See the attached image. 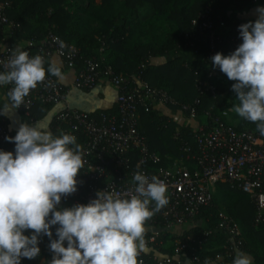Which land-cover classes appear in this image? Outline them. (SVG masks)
Listing matches in <instances>:
<instances>
[{"label":"built area","instance_id":"1","mask_svg":"<svg viewBox=\"0 0 264 264\" xmlns=\"http://www.w3.org/2000/svg\"><path fill=\"white\" fill-rule=\"evenodd\" d=\"M252 3H258V0ZM217 17L215 21L212 9L205 7L191 21V30L181 35L176 48L182 50L193 47L198 52L205 46L207 54L202 61L219 68L213 65L212 57L218 52L227 56L235 51L242 43L239 28L242 24L234 23L227 47L221 49L222 31L227 29L228 23L221 15ZM19 28L20 23L8 17L6 4H0V49H3L0 50V72L5 71L4 64L14 48L9 38ZM101 44L98 57L84 60L82 68L76 73L74 84L86 90L93 88L99 80L109 82L117 90L116 114L102 112L95 117L68 106L65 89L51 74L25 97L26 107L21 105L17 109L32 122V110L36 104H64L53 116V128L59 135L63 132L77 138V143L82 146L85 164L77 177V191L61 199L71 201L72 206L87 204L96 198L98 191L130 198L135 194L136 182L133 177L136 173L145 174L149 178L155 175L167 185L169 203L147 222L146 226L154 229L149 235V241L153 242L159 230H163L175 235L176 242L172 257L140 256L143 264H180L174 257L187 256L186 248L192 251L190 264H204L196 255L195 246H199L215 232L225 236L226 255L230 264H233L236 253L242 251L244 245L241 228L234 218L222 215L213 229H205L197 236L183 237V231L199 226L197 216L202 209L212 205L218 184H225L232 190L246 194L254 206L253 225L264 224V142L261 135L251 129L238 130L223 120L221 116L228 117L231 109L223 110L220 115L205 111L206 119L193 131L196 149L191 152L188 141L176 129L174 138L179 140L180 150L186 154V159L166 156L163 158L169 162L162 166L163 158L150 149L148 139L138 130L140 112H150L157 106H168L177 107L190 118H195L201 97L206 94L216 97V86L208 80L213 75L212 71L206 74V78H195L194 87L198 96L192 102H181L166 90L150 85L140 74L116 72L107 64L103 54L104 42ZM30 46L34 49L23 50L30 57L41 55L45 64L48 58L56 54L71 68L79 55L76 46L62 41L51 30L39 43ZM13 86L3 85V94L7 99V93ZM9 136L6 118L0 115V150L9 151L6 144L14 143L5 139ZM133 151L136 152L135 161L131 155ZM161 224L163 226L160 228L156 227ZM178 228L185 229L175 233ZM24 234L31 235V230H26ZM55 239H58L57 235ZM38 246H43L42 239H39ZM25 259L21 258L20 264H27Z\"/></svg>","mask_w":264,"mask_h":264},{"label":"clouds","instance_id":"2","mask_svg":"<svg viewBox=\"0 0 264 264\" xmlns=\"http://www.w3.org/2000/svg\"><path fill=\"white\" fill-rule=\"evenodd\" d=\"M256 11L254 22L239 26L242 43L227 56L216 53L212 62L235 82L232 89L239 103L232 110L255 123L264 136V7ZM4 69L0 86H14L7 93L10 103L0 107V115L26 107L25 97L48 74L64 76L55 61L46 69L41 55L30 57L17 46ZM5 139L15 143V153L0 150V264L38 257L42 234L50 238V264H143L139 257L146 251L147 222L169 203L163 180L136 173L135 194L130 198L98 191L87 204L58 209L62 197L77 191V177L84 168L77 138L63 132L54 136L23 123L14 137ZM55 225L58 239H51ZM26 230L32 234L25 235ZM221 259L217 255L216 260ZM204 264L213 262L206 258ZM233 264H253V260L237 252Z\"/></svg>","mask_w":264,"mask_h":264},{"label":"trees","instance_id":"3","mask_svg":"<svg viewBox=\"0 0 264 264\" xmlns=\"http://www.w3.org/2000/svg\"><path fill=\"white\" fill-rule=\"evenodd\" d=\"M252 1L100 0L98 3L95 0H86L84 4L79 0H0V4H6L8 17L20 23L19 30L9 38L12 45L17 41L39 43L51 30L62 41L73 44L79 49V55L71 67L75 69V73L82 68L84 60L89 57H98L99 48L104 42L103 54L106 62L116 72L129 75L140 74L150 85L166 90L179 101L192 102L198 96L194 87L195 78H206V74L212 71L213 75L208 80L216 86V97L212 98L207 94L201 97V103L197 107L198 115L194 118L197 120L195 124L197 126L206 119L205 111L220 115L226 107L232 108L239 103L236 100L237 94L232 89V84L235 82L229 80L220 68H214L202 61L207 54L205 46L195 52L193 47L181 50L176 48V44L181 41L182 34L191 30V21L198 13L205 7H209L212 9V18L215 21L217 16L221 15L228 23L227 29L222 31L221 49H225L235 22L241 24L254 22V20H234L227 15V10L231 7H248ZM258 3L264 6V0H258ZM30 48L34 49L30 45L24 46L23 49ZM153 58H164L165 62L155 63L152 62ZM48 60L45 64L46 69ZM0 107H2L1 104ZM48 107L49 105L36 104L32 110L34 120L43 117ZM162 108H168L171 111L169 115L171 117L164 115L159 107L150 112L141 111L138 130L148 139L150 149L162 158L167 156L171 159L185 160L186 154L180 150L179 140L174 138V133L178 129L193 152L196 146L192 136L196 127L186 122L179 124L177 120H174L175 113L187 116L179 108L168 106H162ZM102 112L116 114V99L114 107L110 110L89 114L98 117V114ZM229 114L236 124H233L228 117L221 116L228 124L238 130L251 129L259 133L255 123L243 119L234 111ZM261 137L264 142V136L261 135ZM6 148L15 153V143L6 144ZM131 155L135 161L136 152L133 151ZM168 162L169 160L163 158L161 164L165 166ZM216 190L232 200V213L238 219L234 218L239 223L244 238L242 251L253 257V264H264V224L253 225V204L246 194L232 190L225 184H218ZM215 198L213 194L212 205L201 210L197 216V222L213 210L216 205ZM66 201L72 205L71 201ZM215 223L211 222L208 226L199 224L195 228L184 230L183 237L200 235L205 229H213ZM161 226L163 224L156 225L159 228ZM57 227V225L52 226L51 239H55ZM38 239L43 240L40 255L34 259L26 258L27 264H35L38 260L48 263L53 258L49 248L50 238L42 234ZM145 240L148 247L159 251L164 256L174 255L176 236L172 233L159 230L153 242L149 241V234L146 233ZM195 248L196 255L203 262L207 258L210 261H217L215 264H230V259L226 255L225 236L221 232L212 233ZM185 252L188 257L192 254L189 248H186ZM217 255L222 259L216 260ZM140 256L152 257L144 252Z\"/></svg>","mask_w":264,"mask_h":264},{"label":"crops","instance_id":"4","mask_svg":"<svg viewBox=\"0 0 264 264\" xmlns=\"http://www.w3.org/2000/svg\"><path fill=\"white\" fill-rule=\"evenodd\" d=\"M258 7H264V6L260 3H252L250 6L245 7V8L231 7L230 9L227 10L226 13L227 15H230L234 20H242V19L243 20H256L258 18V13L256 11ZM34 43L35 42L17 41L13 45L14 47L17 46L21 50H23L24 46L28 44L31 45ZM51 61H55L59 66H61L62 72L64 73L63 78L56 77V79L65 89V93H66L65 100L68 106L77 108L79 110H82L88 113H95V114H97L98 112L102 110H110L112 107H114L115 99H116V89L109 82H107L106 80H101L95 87L89 90L80 89L76 87L74 84V78L77 73V72L75 73V69L68 68L65 65L63 58L59 55L53 54L48 60V63ZM152 62L164 63L165 59L164 58H153ZM6 102L10 103V100H8L4 96L3 86H0L1 106H3V104ZM63 106H64L63 103L49 105L45 115L41 118H37L33 120L32 122L28 121L17 109L14 111L8 112L4 116L6 118L9 135L11 137H14L20 125L23 123H27L29 125H36L40 127L41 129L49 130L53 133L54 136H59L58 132L53 128L52 122H53L54 114L58 112L60 109H62ZM158 107L159 109H161L160 111L164 115L166 116L170 115L171 111L168 108L166 109V108H162V106H157V108ZM226 109H231L228 112V115H230L229 113H232L233 111L231 107H226ZM173 116H174V120H177L179 124H183L184 122H186V123H189L190 125L194 124L195 126V124L197 123L196 119L190 118V117L188 118L187 116H184L180 113H175ZM69 207H73V206L69 202L63 199H61L60 204L57 205L58 209H64V208H69ZM146 229H147L146 233H148L149 235L151 234V232L154 231L153 228H150L148 226H146ZM184 229L185 228H178L175 230V233H180ZM144 253L151 255L153 257L164 256L159 251L151 247H148L147 245H146V251ZM240 253H244L252 257L251 255L243 251H240ZM174 259H176L180 264H187L190 261L189 257L185 255L175 256ZM252 260L254 261L253 257H252ZM212 262L213 264H215L217 261L213 260ZM35 264H50V262L46 263L43 260H38L36 261Z\"/></svg>","mask_w":264,"mask_h":264},{"label":"rangeland","instance_id":"5","mask_svg":"<svg viewBox=\"0 0 264 264\" xmlns=\"http://www.w3.org/2000/svg\"><path fill=\"white\" fill-rule=\"evenodd\" d=\"M79 1H82L84 4L86 3V0H79ZM95 1L98 3L100 2V0H95ZM228 117H229V120L233 122V124H236V121L231 120L229 115ZM214 196L216 197L215 207L213 208L212 211H210L208 215H205L204 218L199 220V224H201L202 226H208V224H210L211 222H216L215 224H217L220 216L222 215L237 219L235 217L236 215L232 213V200L229 199L228 197H224L223 193L216 189L214 191Z\"/></svg>","mask_w":264,"mask_h":264}]
</instances>
